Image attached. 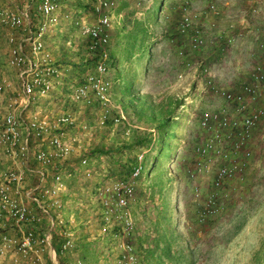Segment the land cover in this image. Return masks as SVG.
I'll list each match as a JSON object with an SVG mask.
<instances>
[{
	"label": "rangeland",
	"instance_id": "374dc122",
	"mask_svg": "<svg viewBox=\"0 0 264 264\" xmlns=\"http://www.w3.org/2000/svg\"><path fill=\"white\" fill-rule=\"evenodd\" d=\"M181 1L120 0L111 11L109 50L110 56H118L119 61L116 67L112 66L108 71L111 87L104 123L97 122V106L84 107L75 103L68 98L67 91H60V88L29 105L26 119L38 110L35 114L37 117L66 110L91 127L86 134L77 127L67 129L66 136L75 138L69 142L73 145L88 142L87 150L83 153L85 157L94 154L96 149L105 151L98 156L103 160L101 169L112 162V157L113 160H120V166L126 158H133L132 165L140 167V174L136 178L129 212L136 232L132 242L138 251L140 243L148 244L151 238L162 236L169 241L173 264H264V118L251 134L248 146L251 156L244 180L229 193L218 215L203 223L198 222L185 174L193 147L202 137L198 124L201 113L225 105L209 94L207 80L236 92L250 80L254 65L260 62L262 35L256 29L264 26V3L257 0H192L189 9L198 14L196 19H192L201 29L203 42L198 48L191 49L189 33L175 30L183 4ZM210 2L217 7V14L205 12ZM82 4V0H63L60 17L66 13L71 19L61 18L57 25L43 35L44 49L50 61L66 69L62 71L63 84L69 72L67 66L78 64V56L87 54L84 36L79 35L71 24L82 13L76 9L77 5ZM29 7L32 8V4ZM253 8L255 11L251 10ZM32 12L35 26L38 16L33 9ZM116 12L124 15L121 13L122 17L117 19ZM131 14L137 21L145 23L144 18L148 21L146 30L149 35L143 44L140 60H136L137 52L128 60H122L124 56L121 55L122 41H119L121 33L118 30L121 25L128 28L129 18L126 16ZM84 15L86 22L93 19L90 13ZM249 24H255V27L247 32ZM1 29L6 33L11 32L15 37L20 32L19 29L9 30L0 26ZM62 29H67V32L58 35L60 33L57 30ZM231 35L234 37L233 43L226 44V36ZM80 46L84 47L77 49ZM178 50L184 55H179ZM186 61L190 67L184 66ZM1 71L3 77L11 80L9 87L0 94L2 105L19 89V83L17 69L4 67ZM70 74L75 75L72 72ZM162 118L172 122L168 133L172 137L166 139L162 150H159L154 126ZM130 144H135L132 150L114 153L116 148ZM154 155L159 164L155 163L153 170L148 171ZM78 158L70 155L67 163L76 164ZM6 165L8 161L0 157V169ZM114 165L103 172H100L101 169L95 170L96 174L99 173V182L110 172H113L111 178H119V170H123L124 166L119 167L115 161ZM29 167H35V164ZM87 170L92 175V171ZM47 174L50 175L51 170ZM91 178L93 176L66 181V190L59 195L63 219L67 212H73L74 221L88 219L86 210L89 207L86 204L89 201H83L77 208L74 202L78 189L91 188ZM35 182L36 176L27 173L25 187H31ZM20 197L32 206L24 198L23 190ZM91 199L95 203L93 195ZM56 211V208L49 207L51 215L54 216ZM3 231L14 233L8 225ZM105 233L110 235L112 230ZM107 237L99 235L97 240L103 256L115 253V243L106 241ZM102 238L107 243L102 244ZM159 242L161 246L160 239ZM113 254L110 259L112 264ZM105 260L104 264L109 263V259ZM140 261H143L142 258Z\"/></svg>",
	"mask_w": 264,
	"mask_h": 264
},
{
	"label": "built area",
	"instance_id": "2783aa9c",
	"mask_svg": "<svg viewBox=\"0 0 264 264\" xmlns=\"http://www.w3.org/2000/svg\"><path fill=\"white\" fill-rule=\"evenodd\" d=\"M62 1H31L32 9L38 16L37 24L26 40L32 57L23 52L11 32L5 37L9 45L5 64L18 70L19 89L0 104V157L8 161V165L0 169V264H44L43 254L56 227L61 229L58 232L61 239L57 253L63 255L72 251L74 239L71 232L64 228L59 195L66 190V181L73 173L81 179L91 177L84 167L86 157L79 155L78 163H67L74 150L69 141L75 138L66 136V130L77 127L86 134L91 127L84 120H78L66 110L38 117L34 115L28 119L18 115L21 109L38 98L48 97L49 93L63 85L62 71L66 69L48 59L43 45V35L52 26L57 25L61 18L71 19L66 13L60 17ZM82 1L87 10H78L82 13L71 24L85 38L89 65L84 68L79 80H72L69 84L67 96L84 107L97 106V122L102 124L107 119L111 87L108 78L111 11L120 0ZM191 1H181L183 4L176 31L188 32L189 46L196 49L203 40L201 29L193 22L198 14L189 9ZM251 10L255 11L254 8ZM205 12L217 14V7L210 2ZM85 13L93 15L90 22L85 21ZM22 25L21 14L0 7V26L13 30ZM233 41L232 35L226 36V44ZM177 53L184 55L181 50ZM259 59L260 62L252 69L250 80L236 92L217 86L210 80L206 82L209 94L225 105L201 113L198 124L202 137L193 147L191 160L185 169L198 222L203 223L218 215L229 193L244 180L251 156L248 147L251 134L264 118V28ZM184 66L190 67L189 62H184ZM3 91L0 84V94ZM30 164H35V167H29ZM49 170L50 175L47 174ZM27 173L36 176V182L31 187L24 184ZM139 174L138 166L124 179H113L107 175L94 188L100 219L106 227H117L114 264H141L139 251L132 242L136 232L129 212ZM21 190L32 206L21 199ZM49 207L57 209L54 216ZM6 225L13 229V234L3 231ZM74 264H81V261L76 259Z\"/></svg>",
	"mask_w": 264,
	"mask_h": 264
},
{
	"label": "crops",
	"instance_id": "0c3cea01",
	"mask_svg": "<svg viewBox=\"0 0 264 264\" xmlns=\"http://www.w3.org/2000/svg\"><path fill=\"white\" fill-rule=\"evenodd\" d=\"M31 1L32 0H0L1 8H7V9H10L22 15L23 25L20 28H17L20 30V32L16 35V37L15 36L14 37H15L16 43L22 47L23 52H25L29 57H32V55L29 52L28 46L26 47V44L28 45V42L26 40L30 35L31 27L34 26V23L32 20L35 18L32 12V8L29 7V5L32 4ZM257 1L259 2L261 1L264 3V1L262 0H257ZM121 13L122 12H116L115 16L117 19L122 17L123 13L122 14ZM254 27H255V24H249V26H247L248 28L247 32H250ZM263 28L264 26L262 28L256 29V31H259L260 34L262 35ZM1 30H0V84H2L3 88L5 89L9 87L11 80L9 79V77L6 78L2 76L1 68L7 67L5 64V61H6L9 45L7 44L6 39H5L7 33L3 32L4 29L2 31ZM57 31L58 33H60L58 35H64L67 32V29H62V30H57ZM23 41L25 43H23ZM82 47L83 46H80L77 49H82ZM45 52L47 53V51ZM48 59L51 60L49 56H48ZM83 60H84V57L81 59V61ZM28 107L21 109L18 112V115L22 119H26V117H28L27 116V113H29ZM38 111L33 112L32 115H29V118L37 114ZM73 146H74V150L72 151L71 155L72 156H79V155L83 156L84 155L83 153H85L87 150L88 142H85L84 144L78 143ZM78 160L76 162H78ZM115 160H117V158L113 160V157H112L111 158L112 162L105 168L106 169L109 168L110 165L115 166L114 165ZM86 161L87 162L84 167L85 169L88 168L89 170L92 171L91 176H93V178H91L90 180L92 181V185H91V188L86 187V188L78 189V192L76 194L77 198L75 199L74 205H75V208H77V205H81L83 201L85 202L89 201L86 204V206L89 207V209L86 210L89 217L85 221H82V220L74 221L75 218L72 219L73 212L65 213L64 219H63L65 223L64 228H66L67 230L71 232L73 239H74V248L72 251L66 254H63V255H60L57 253L56 248L61 239L58 232H60L61 229L60 227L59 228L56 227L54 229V232L56 233V237L55 235L52 236L49 246L47 247L44 257H43L44 264H74V261L76 259H79L81 261V264H104L103 262L107 261L105 259H109V260L111 259V256L113 253L109 254V256H103V253H101V248H99L100 243L97 241L99 235H104V236L108 235V237L106 238V241L112 240L114 241L113 243H115L116 245V237L114 236V234L117 228L106 227L104 225L103 221L100 219V208H99L98 201H96L94 198V188L99 183V179L97 176L99 175V173L96 174L95 170L96 169L100 170L101 167H103L102 166L103 160L99 159V157L95 155H89V156H86ZM105 168L101 169L100 172L105 171ZM65 194L69 196L67 192H65ZM92 195H93V199L95 203L92 202V199H91ZM72 221L74 223H72ZM110 230H112V233L110 235L105 233L107 231L109 232ZM101 241H104L103 238L101 239ZM104 243H107V242L104 241L102 244ZM108 244H111V242ZM146 245H147L146 243L142 244V246H146ZM110 250H111V247L109 249V252ZM139 254L141 256L140 250H139ZM113 257H114V254H113ZM109 260H108L109 263H106V264H112V261L111 260L109 261ZM141 263L145 264V261H142ZM113 264H114V260H113Z\"/></svg>",
	"mask_w": 264,
	"mask_h": 264
},
{
	"label": "trees",
	"instance_id": "16d2710c",
	"mask_svg": "<svg viewBox=\"0 0 264 264\" xmlns=\"http://www.w3.org/2000/svg\"><path fill=\"white\" fill-rule=\"evenodd\" d=\"M76 9L78 10H87V5L83 4V5H77ZM148 12V16H149ZM128 14V13H127ZM146 14V16H147ZM145 16V17H146ZM127 18H129V21L127 23H129L130 25L128 26V28H125V26H120V37H119V41H122V53L123 54V58L122 60H128L135 52H137V58L136 60H140V55L143 52V44L145 43V40L148 38V33L146 30V25H147V18H144V21H137L135 20L136 18L134 17L133 14L126 16ZM175 30H176V25H175ZM84 47V46H83ZM82 47V48H83ZM87 52V51H86ZM79 61L78 64H69V66L65 65L68 67L69 72H67V78L66 81L64 82V84L62 85V87L60 88V91H67L68 93V87L69 84L71 83L70 81L72 80H79L82 72L84 71V68L89 65V61L87 60V54H83V55H79ZM84 57V60L81 61V59ZM110 57V68L116 67V64L118 63L119 60H117V58H119L118 56H116L117 58H115L114 56H109ZM62 67V66H61ZM70 72L74 73L75 75L70 74ZM74 77V78H73ZM127 89V88H126ZM128 90V89H127ZM96 107V106H94ZM171 124L172 122L170 121V119L168 118H162L161 121L159 123H157L154 128L155 131L158 134V138L156 140L157 142V147L159 148V150L163 148V144H165V142L167 141L166 139H168L169 137H172L171 135H169L168 133L171 131ZM138 143V142H137ZM135 144H130V145H124L121 146L120 148H116L114 153H118L119 151L121 152V150H123L124 152H128L130 150H132L134 148ZM158 150V152H159ZM94 154L90 153V155H95V156H100L103 153H105V151L96 149L94 150ZM120 155V156H119ZM118 156L121 157L122 153H120ZM156 155V154H155ZM154 155L153 159L151 160V162L149 163V166L147 168L148 171H152L154 168V164L158 162L159 164V160L157 161V157ZM132 161L133 158H126L123 162V170H119L120 173H118L117 176H119L118 179H124L126 178L130 171L134 168V166L132 165ZM115 162H117V165L119 167L120 164V160H115ZM78 163V162H76ZM69 170L72 171L71 168H69ZM113 172H110L109 174H105V176H110ZM79 178L77 173H73L71 175V179H75V178ZM69 178V179H70ZM55 235L56 237V233H53V236ZM159 239L161 241V246H159ZM139 250L142 256V260L145 262H149L151 264H168V262L172 263V257L171 254L169 252V241L165 240L162 236L161 238H151L150 242L146 245V246H142V243H140L139 245Z\"/></svg>",
	"mask_w": 264,
	"mask_h": 264
}]
</instances>
